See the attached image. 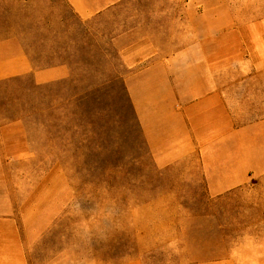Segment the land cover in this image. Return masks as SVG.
<instances>
[{
	"label": "rangeland",
	"instance_id": "374dc122",
	"mask_svg": "<svg viewBox=\"0 0 264 264\" xmlns=\"http://www.w3.org/2000/svg\"><path fill=\"white\" fill-rule=\"evenodd\" d=\"M230 1L121 0L83 18L67 0H0V38L19 37L39 65L72 67L48 84L0 80V120L21 118L33 152L7 165L14 216L46 227L27 237L31 264H191L264 249V178L212 196L192 161L157 167L119 53L145 34L163 52L201 39L217 3L229 22Z\"/></svg>",
	"mask_w": 264,
	"mask_h": 264
},
{
	"label": "crops",
	"instance_id": "0c3cea01",
	"mask_svg": "<svg viewBox=\"0 0 264 264\" xmlns=\"http://www.w3.org/2000/svg\"><path fill=\"white\" fill-rule=\"evenodd\" d=\"M67 1L87 18L121 0ZM230 2L227 24L217 3L213 22L204 26L207 35L176 50L163 52L146 34L119 49L129 70L125 87L153 163L166 168L192 161L212 196L264 178V115L254 116L264 113V0ZM71 74L69 62L39 65L19 37L0 38V80L31 75L36 84H46ZM255 97H261L257 104ZM32 155L23 120H0V264H31L27 237L46 228L14 216L8 190L7 165ZM241 251L191 264H264L260 245L248 248L245 259Z\"/></svg>",
	"mask_w": 264,
	"mask_h": 264
},
{
	"label": "trees",
	"instance_id": "16d2710c",
	"mask_svg": "<svg viewBox=\"0 0 264 264\" xmlns=\"http://www.w3.org/2000/svg\"><path fill=\"white\" fill-rule=\"evenodd\" d=\"M46 84H48V83H46Z\"/></svg>",
	"mask_w": 264,
	"mask_h": 264
}]
</instances>
